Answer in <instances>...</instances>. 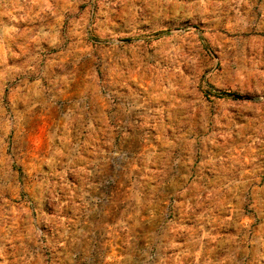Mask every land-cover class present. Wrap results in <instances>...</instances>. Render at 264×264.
Segmentation results:
<instances>
[{
  "label": "rangeland",
  "instance_id": "1",
  "mask_svg": "<svg viewBox=\"0 0 264 264\" xmlns=\"http://www.w3.org/2000/svg\"><path fill=\"white\" fill-rule=\"evenodd\" d=\"M36 3L29 62L87 49L38 72L43 116L0 84V264H264V0Z\"/></svg>",
  "mask_w": 264,
  "mask_h": 264
},
{
  "label": "crops",
  "instance_id": "2",
  "mask_svg": "<svg viewBox=\"0 0 264 264\" xmlns=\"http://www.w3.org/2000/svg\"><path fill=\"white\" fill-rule=\"evenodd\" d=\"M28 1H42V0H0V17L5 19L13 20V24L7 23L3 28V38L4 40L0 43V50L9 48V61L4 60L3 63L0 64V84L3 86L7 84L9 86L6 91V98L10 102H21V107L16 109V112L19 113V116H23L25 118L30 117H38L43 116L44 110L42 106V95L41 90L39 89L40 81L38 76V72L41 70L39 75H51L54 74L56 71V75L62 78V74L58 73L57 70L63 69L68 63H70L71 58L72 61H76L78 57H81L84 54L85 45L83 46L80 42H77L79 46L74 47L72 50L70 49L67 52H56L55 55L51 59H47L44 62V65H40V61L38 58L35 57L36 62H29L28 59V45L36 44L38 36H36V30H32L26 27V24L18 23L24 21L25 13L22 9V5L27 4ZM37 4V3H36ZM78 32H75V35ZM79 38L81 37L80 34L77 35ZM31 38L30 41L28 38ZM6 38V40H5ZM9 40H8V39ZM18 51L17 54L15 51ZM37 48H35V51ZM33 59V58H32ZM74 67L76 64L74 63ZM81 70L78 73L77 70H74V74H78L80 82H82L83 71L82 67H79ZM30 74V77L27 76ZM33 76V77H32ZM18 77L17 80L12 81L13 78ZM76 77V78H77ZM75 78V79H76ZM7 81H9L7 83ZM83 83V82H82ZM80 86H76L72 90H68L66 87L60 86L58 92L55 95V99L63 100L66 102V105L60 106L55 109V112L59 116L64 117H83L85 115H92V105L93 102L96 100L97 94L94 93H87L83 92L82 84ZM35 91V93H33ZM86 96L88 107L90 108L87 113L85 112L86 107L83 105L84 99ZM33 100V101H31ZM30 102V103H28ZM33 102V103H31ZM30 104V105H28ZM35 107V108H32ZM4 112V109L0 110ZM0 114H2L0 112ZM28 123V120H25ZM43 146L37 144L35 149V156L29 157L25 161V165L30 166V170H35L36 174L39 173L42 165L44 164V158L42 154L39 153V149H42ZM24 211H26V207L23 206ZM8 229V228H7ZM4 230H6L4 228Z\"/></svg>",
  "mask_w": 264,
  "mask_h": 264
}]
</instances>
